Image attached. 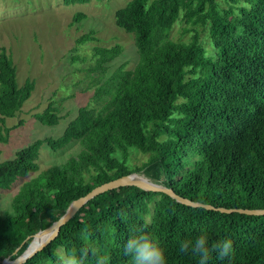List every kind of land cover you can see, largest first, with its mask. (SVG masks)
<instances>
[{
  "label": "trees",
  "instance_id": "1",
  "mask_svg": "<svg viewBox=\"0 0 264 264\" xmlns=\"http://www.w3.org/2000/svg\"><path fill=\"white\" fill-rule=\"evenodd\" d=\"M83 16L76 12L73 20ZM114 20L133 35L136 64L118 66L96 87L92 99L102 100L100 107L80 106L59 136L36 138L0 161L1 193L38 169L42 144L57 150L76 139L81 145L17 188L10 201L14 214L0 213V262L19 255L73 199L130 172L214 207L264 208V0H128ZM176 22L183 23L188 38L170 37ZM90 39L92 31L77 42ZM121 51L119 43L93 46L97 81ZM15 69L1 47L0 142L8 139L6 118L34 88L28 78L19 85ZM33 117L46 125L61 118L53 102ZM131 147L147 154L146 160L128 166ZM137 231L165 249L168 264H197L179 244L201 233L211 243L233 242L231 259L213 254L209 264H264V214L192 206L129 185L89 199L21 264H54L58 249L85 244L108 250L110 264H131L122 244Z\"/></svg>",
  "mask_w": 264,
  "mask_h": 264
},
{
  "label": "rangeland",
  "instance_id": "2",
  "mask_svg": "<svg viewBox=\"0 0 264 264\" xmlns=\"http://www.w3.org/2000/svg\"><path fill=\"white\" fill-rule=\"evenodd\" d=\"M127 1L0 0V48L4 47L10 53L19 85L27 78L34 81V88L21 109L6 118L10 131L7 141L0 142V161L13 157L18 149L36 138L59 136L80 106L100 107L102 100L92 99L96 87L118 66L129 69L136 64L138 54L133 35L118 27L114 20L115 10ZM76 12L84 14L79 21L73 20ZM89 31L93 32L94 39L77 42L80 35ZM170 37L186 39L189 33L183 30L182 22H176ZM115 43L121 45L122 51L109 63L105 76L97 81L99 72L92 69L95 63L93 46ZM49 102L59 108L61 118L55 125L42 124L33 117ZM80 148L76 139L57 150L42 144L37 159L38 169L1 190L0 207H10L13 194L26 179L51 165L64 162ZM129 150L128 166L139 165L146 160L147 154L137 148ZM114 155L121 158L119 151ZM58 250L64 253L62 249Z\"/></svg>",
  "mask_w": 264,
  "mask_h": 264
},
{
  "label": "clouds",
  "instance_id": "3",
  "mask_svg": "<svg viewBox=\"0 0 264 264\" xmlns=\"http://www.w3.org/2000/svg\"><path fill=\"white\" fill-rule=\"evenodd\" d=\"M0 211L13 215L12 207H0ZM105 235H109L106 231ZM90 234H86V239ZM48 241L40 244L37 250L44 248ZM180 251L188 252L197 258V264H209L213 254L218 259H231L233 255V242L225 238L211 243L207 234L201 233L193 239L183 240L179 244ZM123 255L130 258L131 264H168L165 249L155 239L143 231L130 235L122 244ZM111 256L108 250L98 247L85 246L79 249L65 251L57 257L54 264H110Z\"/></svg>",
  "mask_w": 264,
  "mask_h": 264
},
{
  "label": "water",
  "instance_id": "4",
  "mask_svg": "<svg viewBox=\"0 0 264 264\" xmlns=\"http://www.w3.org/2000/svg\"><path fill=\"white\" fill-rule=\"evenodd\" d=\"M136 186L142 188L144 190H152V191H162L173 197L175 200L181 203H185L192 206H204L206 208H216L221 211H239L245 212L249 214H264V208H225V207H214L210 204H204L198 201H193L189 198L183 197L177 194L172 188L167 187L158 182L152 181L142 174H138L137 172H130L128 174L119 176L117 178L111 179L107 182H104L100 185L93 187L86 194L73 199L64 212L54 220L47 227L38 230L33 234L30 239L27 247L15 258H9V256L3 258L0 264H21L27 260V258L31 257L38 250L40 244H43L45 241L48 243L54 239L59 233L60 227L65 224L89 199L94 197L95 195L104 192L109 189L117 188L120 186ZM35 242V243H34ZM32 243H34L32 245ZM47 243V244H48Z\"/></svg>",
  "mask_w": 264,
  "mask_h": 264
},
{
  "label": "bare ground",
  "instance_id": "5",
  "mask_svg": "<svg viewBox=\"0 0 264 264\" xmlns=\"http://www.w3.org/2000/svg\"><path fill=\"white\" fill-rule=\"evenodd\" d=\"M34 243H35V242H34ZM34 243H32V245H33Z\"/></svg>",
  "mask_w": 264,
  "mask_h": 264
}]
</instances>
